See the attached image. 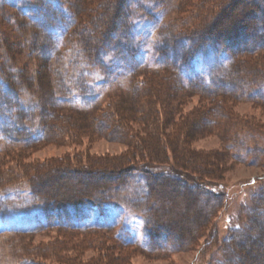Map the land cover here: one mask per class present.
Returning a JSON list of instances; mask_svg holds the SVG:
<instances>
[{
    "label": "rangeland",
    "instance_id": "374dc122",
    "mask_svg": "<svg viewBox=\"0 0 264 264\" xmlns=\"http://www.w3.org/2000/svg\"><path fill=\"white\" fill-rule=\"evenodd\" d=\"M59 1L64 9L74 13V30L85 27L83 24L86 23V17L93 18L105 10V0ZM226 1L129 0L131 9H136L131 10L135 12L132 13L135 21L144 24V13L153 14H148V23L142 31L139 27L133 30L129 45H133L138 51L137 48L144 43L141 47L149 57L152 50L147 44L154 42L150 36L158 31L167 37L176 30L187 33L208 27L207 24L214 25L216 21L219 23V20L222 24L228 16L222 13L216 17L215 12ZM8 2L9 5H0V74L3 77L0 93L3 92L11 102H15L14 98H17L18 107L32 116V125L36 126V121L42 116L43 120L51 123L56 119L59 127L57 130H46L45 137L32 144H8L6 139L0 137V264H240L238 244L247 240L243 229L253 218L255 196L264 186V155L251 151L253 142L264 139V104L242 96L240 82L235 80L231 70L238 62L248 67L249 64L264 67V51L236 55L235 62L229 69L226 63L220 65L221 62L214 53H208L204 74L212 85L231 91L223 94L226 100L221 105L222 112L232 116L236 126H251L253 129L250 132L243 129L229 137L227 134L222 135L223 131L216 127L207 125L199 133H191V148L194 152H213L212 155L219 156L223 163L217 165L219 169L213 179L201 176L200 180L199 176L187 171L183 172L189 173L186 178L179 180L186 185L188 182L197 184L200 181L207 183L206 185L219 183L217 191L223 195V199L207 218H202L198 209L204 203L196 192L192 194L187 187L169 185L164 179L156 180L150 193L154 194V211L158 215L162 213V219L158 222H165L170 226L168 231L172 236L184 232L182 241L179 239V243L175 242L176 248H157L149 245L145 238V217L147 214L149 217L150 202L148 195H145L147 186L140 176V170L146 169L154 177L153 175L167 167L148 166L144 163V155L141 159L126 143L128 140L149 137L148 131L152 132L151 128L154 127L158 128L159 140L164 141L166 135H171L172 126L169 125V120H164L163 113L158 114L154 126V122L151 125L146 122L142 124L139 118L147 117L144 110L146 102L132 90L136 82L138 89L142 88L141 82L143 84L146 78L150 83H158L156 77L171 69H159L158 67L164 66L152 63L149 67L159 70L140 71L130 78L126 71L110 61L108 65L113 67L102 68L100 72L85 70L79 64L82 56L74 51L75 43L79 40L78 34L46 43L39 29L30 24V10L28 15L23 12L27 0ZM238 3L239 1L233 6L237 8ZM225 6L228 7L229 3ZM255 13L257 19L263 18L260 12ZM251 41L249 38L250 43ZM160 42L168 43L167 39L162 38ZM62 43H66L64 47ZM183 47L182 42H178L172 51L166 49L165 60L179 55ZM58 67L63 70L62 76H58L55 71ZM59 78L68 91L71 90L67 87L69 83L82 82L87 88L89 99L94 98L87 104L95 102L96 106L91 110L81 111L85 104L80 102L79 97V102L74 99L75 102L68 94L69 99L75 103L73 106L78 109L66 108L72 106L67 103L65 106L58 104L56 97L64 94L53 91ZM58 91L63 92L64 89ZM179 91L184 95L183 105L180 107L183 115L198 107L200 101L206 103L209 100L193 91ZM104 111H107L106 117H103L104 125L98 127V118L102 117ZM218 113L219 110L210 109V124L220 116ZM120 119H124L123 122L134 119L137 123L130 120V129L127 128L125 134L116 135L111 130V123L112 120L120 123ZM2 125L6 126V123L0 120V127ZM6 132L12 133L8 129ZM260 144L255 143L256 146ZM245 150L243 161L234 159V155ZM157 151L158 154L162 151L167 163L173 162L174 149L167 146ZM129 155H133L132 161L124 158ZM123 158L126 161L122 163V168L127 169H122L121 174L122 171L112 168V165ZM131 166H134L133 169ZM135 168L140 169L138 173L133 176L127 173L125 181L126 172H133ZM35 173L41 181L40 195L47 200H58L61 194L72 189L73 183L76 187H82L86 178L89 179L87 183L92 186L91 189L95 191L100 188L107 200L102 206L86 207V213L72 221L77 230L65 228L69 225L68 222H63L61 224L64 227H51L41 231L38 226L43 220L40 211L43 203L26 185L37 182L34 179ZM117 173L121 174L120 177L110 178ZM191 219L196 221L193 232V227L189 230L188 226ZM56 221L61 222L58 219ZM72 225L70 226L74 227ZM96 227L111 228L119 235L124 232V240L132 241L134 245L123 246L115 241L109 231L96 230ZM89 228L92 229L88 230Z\"/></svg>",
    "mask_w": 264,
    "mask_h": 264
},
{
    "label": "trees",
    "instance_id": "16d2710c",
    "mask_svg": "<svg viewBox=\"0 0 264 264\" xmlns=\"http://www.w3.org/2000/svg\"><path fill=\"white\" fill-rule=\"evenodd\" d=\"M8 1L9 0H0V5H9L10 3ZM231 1L232 0H227L224 2L215 12L216 17L218 15L220 16L222 13H226L228 16L222 24H220V20L219 23L218 21L214 22V20V25L209 26L206 23L208 27L203 29L199 28L187 33L177 30L170 32L167 36L168 38L166 35L160 34L159 31L155 33V35L150 36L151 40H154V42L151 44L149 42L147 44L149 49L152 50V55L149 57L144 54L147 51L141 47L144 43H141L139 48H137L138 51H136V48H134L133 45H129V42L133 36V30L139 27L142 31L148 23L147 19H149V16H153V14L150 12L144 13V15H146L144 16L146 21L144 24L135 21L134 14H132L135 12L132 11H136V9H131L129 0H105L104 13L98 16L94 15L93 18L86 17L87 24H83L85 27H78L76 30H74V24L76 22L74 13L70 12L68 9H64L59 0H27V5L24 6L25 9L23 12H26L27 15L30 10L28 16L30 24L39 29L40 35L44 38L46 43L58 41L62 38L64 40L68 35L77 36L76 34H78L77 37L79 40L75 43L76 48L74 51H77L78 54L80 53L82 56V58H79L80 63H77L81 64L80 66L84 67L85 70H98L100 72L102 68L106 67V69H108L109 67H113L108 65L110 61L113 62L111 64H116L118 68L121 67L126 71V73L130 75V78L140 71H153L158 68L171 69V71L156 77L158 83H150L146 78L143 84L141 82L142 88L138 89V82H136L132 88V90L138 93L137 96H139V98L142 97L141 100L146 102L144 110L147 113V117L139 118L142 124L146 122V124L151 125V123L154 122L152 124V126H154L155 121L157 122L158 120V114L163 113L164 120H169V125L172 126L171 135H166L164 141L161 139L159 140L158 128L154 127L151 128L152 132L151 130L148 131L149 137H140L134 141L128 140L126 143L130 145L132 150L136 155L138 154L141 159L144 155V163L148 164V166L154 168L157 166L167 167V169L171 171L170 174L169 171L164 168L152 177V173L147 172L146 169L140 170L139 168H135L133 172H126L125 174L126 181L127 173L129 176H133L140 170V176L146 183L147 191L145 195H148L150 209L149 217L148 214L145 217V238L149 245L157 248H166L167 246L171 249L176 248L175 244L179 243V239L182 241L184 232L172 236L171 232L168 231L170 226H167L165 222H158L159 219H162V213L158 215L154 211L156 210V208H153L154 194L150 193L151 187L156 180L164 179V182L167 181L169 185L187 187V190L192 194L196 192L204 203V206L198 209L202 218H207L218 206V202L221 203L223 199V195L217 191L219 183L206 185L207 183L200 181L201 183L197 184L188 182V185H186L179 180L180 178H186V175L189 173L183 172L187 171L194 173V175L199 176V178L204 176L212 177L213 179L217 175V169H219L217 165H222L223 163V159L219 156L212 155L213 152H207L206 154L194 152L191 148V133H199V131L204 130L207 125H209V127H216L217 130L224 132H222V135L227 134L229 137L240 133L243 129H246L248 132L253 129L251 126H236L234 120H232V116H227V114H224L225 112H222V106L226 100L223 94H228L231 91L227 92L223 88H220V86L212 85L207 75L204 74V70L207 66L206 58L209 55L208 53H214L221 62L220 65L226 63L229 69L235 62L236 55L240 53L258 54L259 51H264V0H233V3H230ZM237 1H239V3L236 8L233 4ZM228 3L229 6L226 7L225 4ZM255 12L263 14V18L261 20L257 19L255 17ZM138 23L141 26H139ZM259 30L260 32L258 33ZM161 38L163 40L167 39L168 43L165 42V44L164 42H160ZM249 38L252 40L251 43L249 42ZM178 42H182L184 46L179 55L171 57L172 59L167 58V60H165L164 56L166 57L167 54L166 49L172 51ZM65 44L66 43H62V47H64ZM159 46H164L165 48L161 49ZM73 48L74 47H72V49ZM84 62H86L85 66L83 65ZM152 63L164 67L152 69V67H149ZM249 65V67L243 66V64L238 62L236 66L232 68L231 74H233L235 80L237 79L240 82L243 90V97L264 104V67H261L262 65L259 64ZM57 70H60V72H57ZM57 70H55L57 75L59 76L60 74L62 76L63 70H61L60 67H58ZM175 79H177V81ZM2 80L3 77L0 74V82H3ZM61 81V78H59V80L57 79L53 89L54 92L64 93L56 97L58 104H64L63 106H65V103H67L72 106L66 108L78 109L73 105L75 104V100L77 102L80 100V102L85 104L84 109L81 111H88L96 106L94 105L95 102L87 104V102H90V99L92 100L94 98L89 99L87 88L82 82L76 81L71 84L69 83L67 87L71 88V90L68 91L66 86L61 84ZM62 88L64 91L59 92L58 90L60 89V91H62ZM179 89L204 95L206 99L209 100L206 101V103L200 101L201 104L198 107L192 108L183 115L180 107L184 101V95H182ZM2 93H0V120L2 122L5 121L6 126L2 125V127H0V137L6 139L5 141H7L8 144L17 143L26 145L37 143L41 138L45 137L46 130L58 129L59 125L56 119L51 123L43 120L44 118L42 116L40 120L38 119V121H36L37 124L35 125L37 127L32 125V116L26 114L23 109L18 107L16 104L17 98H14V100H16L15 102H11V99H7L6 96L3 95L4 93ZM67 94L75 100L72 102ZM219 96H221L220 99H217L216 97ZM217 103L220 105L218 106ZM92 104L94 106H91ZM212 108L219 110L218 115L220 116H218L213 124H210L208 118L210 116V109ZM105 114H107V111H104L102 117L98 118V120H100L98 127L104 125L103 117H106ZM123 120L120 119V123L112 120L111 130H114L116 135L125 134L127 128L130 129V120L131 122L134 121L137 123L136 120L129 119L128 125V121L123 122ZM7 129L12 133H7ZM151 133L153 135H151ZM224 137L226 136L224 135ZM256 142L261 143L260 146H256ZM256 142H253L251 145V151H254L256 154L260 153L263 156L264 139ZM167 146L174 149V159L171 163H167L166 156L162 154V151L159 154L157 151V149ZM245 155L246 150L239 155H234V159L243 161ZM124 158L130 161L134 159L133 155ZM124 158L123 160H117L116 163L112 165V168H118V170L122 171L121 174H123L124 169H127L122 168V163L124 164V161H126ZM204 164H206V166H204ZM133 167L134 166H131L132 169ZM207 167L210 168L206 169ZM36 174L37 173L34 174V179L35 181L37 180V182L35 184L27 183L26 185L30 187L37 198H41L43 203L40 207L43 220L38 226L41 231L51 227H64L63 224H61L63 222H68L69 226L65 228L77 230V227L72 225V221L83 215V213H86L84 212L86 211V207L88 209L89 206H102L105 200H107V198L101 194L100 188L95 191L91 189L92 186L89 185V182L87 183V181H89L87 178L84 180L82 187L79 185L76 187V184L73 183L71 184L73 185L72 189L61 194L58 200H47L40 195L42 194L39 187L41 181ZM121 174L117 173V175H113V177L110 178L116 179L115 177H120ZM255 198V203L252 206L253 209H255L253 218L249 220L243 229L245 239L247 240L238 244L237 250L240 264H247L248 260L249 264H264V186ZM260 209L262 210L260 211ZM56 219L61 222H57ZM260 221L263 222L260 223ZM195 224L196 221L192 219L188 224L190 227L189 230L193 227L191 230L192 232ZM91 229L92 228H89L88 230ZM94 229L109 231L115 241L123 246L134 245L132 241L124 240L126 236L124 232H121L119 235L115 234L111 228L99 229L96 227ZM188 235H190V233Z\"/></svg>",
    "mask_w": 264,
    "mask_h": 264
}]
</instances>
